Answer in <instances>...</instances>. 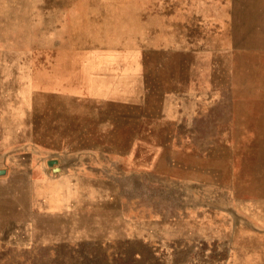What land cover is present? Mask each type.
I'll return each mask as SVG.
<instances>
[{"label":"rangeland","instance_id":"obj_1","mask_svg":"<svg viewBox=\"0 0 264 264\" xmlns=\"http://www.w3.org/2000/svg\"><path fill=\"white\" fill-rule=\"evenodd\" d=\"M0 170V264H264V0H0Z\"/></svg>","mask_w":264,"mask_h":264},{"label":"trees","instance_id":"obj_2","mask_svg":"<svg viewBox=\"0 0 264 264\" xmlns=\"http://www.w3.org/2000/svg\"><path fill=\"white\" fill-rule=\"evenodd\" d=\"M137 256H140L137 258ZM141 255L134 251H128L126 253H112L110 257L106 255V251H103L100 256H91L90 260L86 255L81 258V264H140Z\"/></svg>","mask_w":264,"mask_h":264},{"label":"water","instance_id":"obj_3","mask_svg":"<svg viewBox=\"0 0 264 264\" xmlns=\"http://www.w3.org/2000/svg\"><path fill=\"white\" fill-rule=\"evenodd\" d=\"M56 162V160L55 159H52V160H49L47 163H48V165H52L53 163H55ZM2 171L0 170V173H1Z\"/></svg>","mask_w":264,"mask_h":264}]
</instances>
